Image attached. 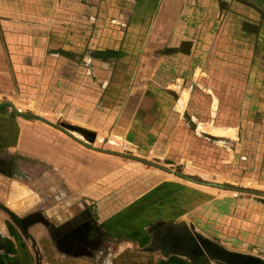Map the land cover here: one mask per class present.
Here are the masks:
<instances>
[{
	"label": "crops",
	"instance_id": "1",
	"mask_svg": "<svg viewBox=\"0 0 264 264\" xmlns=\"http://www.w3.org/2000/svg\"><path fill=\"white\" fill-rule=\"evenodd\" d=\"M221 251L264 264V0H0V264Z\"/></svg>",
	"mask_w": 264,
	"mask_h": 264
},
{
	"label": "water",
	"instance_id": "2",
	"mask_svg": "<svg viewBox=\"0 0 264 264\" xmlns=\"http://www.w3.org/2000/svg\"><path fill=\"white\" fill-rule=\"evenodd\" d=\"M217 258L225 264H259L257 258L227 251H221Z\"/></svg>",
	"mask_w": 264,
	"mask_h": 264
},
{
	"label": "rangeland",
	"instance_id": "3",
	"mask_svg": "<svg viewBox=\"0 0 264 264\" xmlns=\"http://www.w3.org/2000/svg\"><path fill=\"white\" fill-rule=\"evenodd\" d=\"M185 176L187 178L192 179L194 182L199 183V184L206 182V181L202 180L201 177H198V176H192V175H185ZM209 183H211V182H209ZM36 252H39L40 253V251H38V249H37V251L36 250L34 251V254H36ZM34 258H35V260L37 259V261L43 259V257L41 255H37V256L34 255Z\"/></svg>",
	"mask_w": 264,
	"mask_h": 264
}]
</instances>
